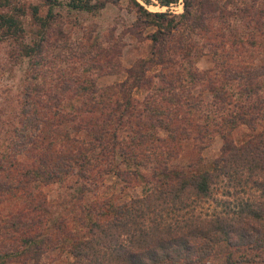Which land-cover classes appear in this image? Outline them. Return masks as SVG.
Returning a JSON list of instances; mask_svg holds the SVG:
<instances>
[{
	"label": "trees",
	"instance_id": "1",
	"mask_svg": "<svg viewBox=\"0 0 264 264\" xmlns=\"http://www.w3.org/2000/svg\"><path fill=\"white\" fill-rule=\"evenodd\" d=\"M116 1L64 5L94 13ZM131 1L129 34L152 27L147 55L120 68L115 44L105 57L79 46L69 66L77 78L59 81L48 77L47 55L53 46L69 59L53 11L60 2L0 0V43L26 60L15 110L0 123V207L13 204L0 214V264H47L53 251L67 253L66 264H212L217 255L220 264H264V0H180L179 14ZM205 52L211 65L198 69ZM112 60L123 78L98 85ZM240 127L246 136L235 142ZM214 136L219 154L204 164L199 152ZM185 146L196 156L182 160ZM237 172L254 178L257 198L184 212ZM107 175L148 188L127 201L100 197ZM51 184L64 188L55 200L41 191Z\"/></svg>",
	"mask_w": 264,
	"mask_h": 264
},
{
	"label": "rangeland",
	"instance_id": "2",
	"mask_svg": "<svg viewBox=\"0 0 264 264\" xmlns=\"http://www.w3.org/2000/svg\"><path fill=\"white\" fill-rule=\"evenodd\" d=\"M40 0H30V2H38ZM60 5L53 8L54 12L58 13V19L62 22L61 32L66 36L69 46L64 49L66 57L63 59V53L58 52V49L51 46L48 51L49 75L50 79L54 77L57 80L69 79L75 81L77 78L70 71L69 66L78 65L77 53L81 52L78 49L87 52L88 56H108L110 46L115 44L113 49L119 50L117 58L120 68L130 66L132 61L137 57H145L148 52V40L144 37L146 33L152 30L148 27L142 30L139 36L130 35L127 31L128 26L135 19V6L131 0H117L115 3H107L103 9L94 12H79L69 10L64 2L66 0H58ZM141 4L147 11H167L170 14H179L182 9L175 5L172 8L158 7L155 5V0H135ZM44 10V7L42 8ZM25 31L27 30V17H25ZM55 26H58L55 23ZM58 36L55 32L52 37ZM27 38V37H26ZM53 39V38H52ZM106 51V55L102 54ZM8 45L6 42L0 43V123L2 118L12 117L15 110V98L19 96V92L23 86V74L26 67L25 59L13 60L8 58ZM96 56V57H97ZM111 61L109 67H103L96 76V83L104 86L123 78L124 73H117L114 70V61ZM74 63V64H73ZM211 65V58L205 52L195 62L198 69L207 68ZM71 93H67L70 96ZM8 115V116H7ZM4 127V126H3ZM0 127V134L2 130ZM4 131V128H3ZM161 134L162 131L159 130ZM246 136L245 129L240 127L232 131V138L235 142L241 141ZM221 139L219 136H214L208 146L200 150L199 156L202 157L204 164L209 162L219 154ZM184 152L181 151L180 158L182 160L188 157L196 156L189 146L184 147ZM197 152V153H198ZM183 156V157H182ZM104 186L101 188L100 197L111 196L116 201H127L130 198L138 197L146 192L147 185L139 183L136 185L122 187V182L113 175H107L103 179ZM63 186L60 184H51L41 187V191L49 200H55L63 194ZM259 189L254 184V178L248 177L245 172H237L228 176H223L214 186L209 198L199 201L187 202L184 212L198 213L200 215H208L212 212L220 210H228L235 208L236 205L244 200H254L257 198ZM13 205V204H12ZM12 205L3 204L0 207V214L13 208ZM234 255H237L235 253ZM71 258L65 252H51L47 258L43 260L47 264H66ZM221 257L217 255L212 258V264H220ZM16 264V263H7Z\"/></svg>",
	"mask_w": 264,
	"mask_h": 264
},
{
	"label": "built area",
	"instance_id": "3",
	"mask_svg": "<svg viewBox=\"0 0 264 264\" xmlns=\"http://www.w3.org/2000/svg\"><path fill=\"white\" fill-rule=\"evenodd\" d=\"M155 5L158 6V7H167V6H160V5H158L156 2H155ZM175 5L181 7V2H180V0H178V2H177L176 4H170V5L168 6V9H169V8H172V7L175 6Z\"/></svg>",
	"mask_w": 264,
	"mask_h": 264
}]
</instances>
